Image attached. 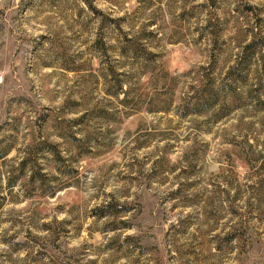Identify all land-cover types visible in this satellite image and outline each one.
<instances>
[{
    "label": "rangeland",
    "instance_id": "374dc122",
    "mask_svg": "<svg viewBox=\"0 0 264 264\" xmlns=\"http://www.w3.org/2000/svg\"><path fill=\"white\" fill-rule=\"evenodd\" d=\"M0 264H264V0H0Z\"/></svg>",
    "mask_w": 264,
    "mask_h": 264
}]
</instances>
